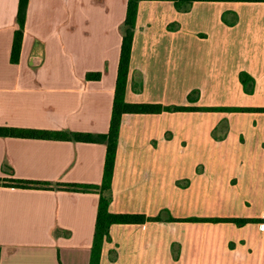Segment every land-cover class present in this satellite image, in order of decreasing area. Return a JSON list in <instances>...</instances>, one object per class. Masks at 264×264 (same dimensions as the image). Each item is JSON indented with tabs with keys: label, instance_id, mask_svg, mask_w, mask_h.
Wrapping results in <instances>:
<instances>
[{
	"label": "crops",
	"instance_id": "1",
	"mask_svg": "<svg viewBox=\"0 0 264 264\" xmlns=\"http://www.w3.org/2000/svg\"><path fill=\"white\" fill-rule=\"evenodd\" d=\"M127 2L28 0L13 63L18 0H0V127L106 134ZM222 59L232 63L230 82L214 77ZM183 67L212 74L200 80L245 102L206 106L198 94L178 105ZM124 101L264 108V3L196 2L179 12L139 2ZM105 152L70 138L0 137V264H90L99 190L67 186H99ZM110 198V213L160 221L110 226L99 264H264V113L122 115Z\"/></svg>",
	"mask_w": 264,
	"mask_h": 264
},
{
	"label": "trees",
	"instance_id": "2",
	"mask_svg": "<svg viewBox=\"0 0 264 264\" xmlns=\"http://www.w3.org/2000/svg\"><path fill=\"white\" fill-rule=\"evenodd\" d=\"M143 1H162L171 2L175 9L179 12H183L196 2H231V3H264V0H128L126 8V17L122 27V40L120 46V56L118 63V72L116 80V89L113 99V107L109 130L106 134L92 135V134H80V133H60L55 132L54 135H50L46 131L36 130H23V129H10L6 127H0V137H17V138H34V139H66L70 138L78 142H90L101 143L106 147L104 167L102 181L99 186L96 185H69V190H99V202L97 208V216L95 221V230L93 236L92 257L90 264H99V257L101 246L104 241H108L110 226L114 224H143L146 221H160L159 217L146 218L143 215L135 214H113L109 212L110 189L111 181L114 171V162L116 156V147L118 143V133L120 127V120L124 114H158L161 112H190L196 111V108L186 107H161L158 104H129L124 101V91L127 81V73L130 62V54L132 48L133 31L135 25V18L137 12V5ZM28 0H18V8L16 14V24L18 29L14 33V38L11 47L10 60L15 63L18 60V54L20 50V44L22 39V33L24 29L26 9ZM243 74L239 77L244 82ZM97 78L98 75H88L87 78ZM206 112H230V113H264V108H213L203 109ZM13 184L10 185L16 188H34L39 186L38 182L13 180ZM8 186V185H4ZM173 221V219H169ZM192 221V220H186ZM196 221V220H193ZM209 222H230L238 226H243L250 222L246 219H209L205 220Z\"/></svg>",
	"mask_w": 264,
	"mask_h": 264
},
{
	"label": "rangeland",
	"instance_id": "3",
	"mask_svg": "<svg viewBox=\"0 0 264 264\" xmlns=\"http://www.w3.org/2000/svg\"><path fill=\"white\" fill-rule=\"evenodd\" d=\"M238 44L239 42L236 43V45ZM237 54L238 55L240 54L239 51ZM222 60H225V61H222L219 63V69H217L218 74H215L214 77H216L217 75H220L223 78H227L228 82H230L229 77L231 76V74L228 71L230 70V67H231L230 65L232 63L228 59H222ZM178 76L180 78V80H178V105H181V103L185 102V100L187 101V99H188L187 101L188 105H191L192 103L197 102L198 94H199V100H200L199 104H206V106L207 105L216 106V105H223V104L224 105L225 104H239V103L245 102L243 100H240V98L235 95L234 91L230 92V89L218 88L216 84H209L210 85L209 86L206 83H204L202 80H200V78H204V80H206V78L208 77L210 79L212 74L203 73V71L199 70L198 67H193V68L183 67L178 72ZM194 77L199 78L197 80V83H191ZM183 93H188V95L190 96L188 95L182 96ZM161 107H169V106L161 105ZM179 107H183V106H179ZM210 109H213V108H210ZM196 110H203V109L196 108ZM211 122H212V119L205 120L204 125L208 126Z\"/></svg>",
	"mask_w": 264,
	"mask_h": 264
}]
</instances>
